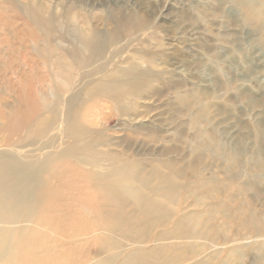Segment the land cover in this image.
Segmentation results:
<instances>
[{
    "label": "bare ground",
    "instance_id": "bare-ground-1",
    "mask_svg": "<svg viewBox=\"0 0 264 264\" xmlns=\"http://www.w3.org/2000/svg\"><path fill=\"white\" fill-rule=\"evenodd\" d=\"M229 1L253 27L254 47L263 53L264 0ZM28 7L22 13L13 6V19L39 28L26 29L27 40L35 46L24 58L29 61L35 54L46 72L34 74L33 60L22 70L10 50L8 95H0V264H179L164 243L172 234L179 239V233L196 251L189 264H236L225 257L228 248L240 252L234 242L224 247L220 258L208 260L201 253V244L210 243L202 233L207 226L203 219L192 220L196 230H186L191 209L173 199L178 175L158 164L145 171V159L131 157L123 146L124 130L109 133L113 111L127 126L162 124L153 114V99L141 101L138 108L132 103L141 74L135 68L92 71L103 50L97 31H84L75 13L68 19L75 25L70 31L74 38H64L58 28L63 21L49 8ZM40 33L60 36L49 37V42ZM16 40L23 39L0 38V45ZM255 60L249 76L261 81L264 55ZM133 110L140 111L128 114ZM181 185L184 189L185 180ZM141 233L147 237L139 238ZM257 251L259 264H264V247Z\"/></svg>",
    "mask_w": 264,
    "mask_h": 264
},
{
    "label": "rangeland",
    "instance_id": "rangeland-1",
    "mask_svg": "<svg viewBox=\"0 0 264 264\" xmlns=\"http://www.w3.org/2000/svg\"><path fill=\"white\" fill-rule=\"evenodd\" d=\"M30 4L42 5L58 16L63 22L57 27L64 38H74L70 31L75 25L68 23L73 14L79 16L78 24L84 31L91 27L97 31L103 50L94 59L92 71L110 73L135 68L141 74L132 103L138 108L141 101L153 99V114L161 118L162 124L155 129L127 126L113 111L108 132L124 130L122 142L129 155L151 161L142 162L145 171L158 164L163 171L178 175L180 184L173 199L191 209V219L185 223L187 231L196 230L192 224L196 218L207 224L202 233L210 243L201 244V253L207 254L208 260L220 258L224 247L234 242L241 250L232 253L228 248L225 257L230 262L259 264L262 257L257 249L264 247V99L259 97L264 90V76L261 81L250 77L249 68L264 52L254 47V29L242 21L232 3L0 0V38L23 39L0 45L2 96L8 95L5 78L12 73L10 52L13 49L23 70L28 61L24 57L35 46L27 40V30L39 28L16 22L11 9L14 6L23 13ZM57 35L38 36L53 39ZM29 58L28 62L32 64L33 60L37 66L34 74L45 75L41 59L35 54ZM179 235V239L174 234L166 237L164 243L172 247L179 264H189L196 251ZM138 237L145 239L147 235L141 233Z\"/></svg>",
    "mask_w": 264,
    "mask_h": 264
}]
</instances>
